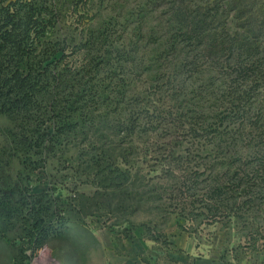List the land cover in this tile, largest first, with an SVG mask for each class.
<instances>
[{
    "label": "rangeland",
    "instance_id": "obj_1",
    "mask_svg": "<svg viewBox=\"0 0 264 264\" xmlns=\"http://www.w3.org/2000/svg\"><path fill=\"white\" fill-rule=\"evenodd\" d=\"M0 3L34 10L36 54L59 50L60 110L79 109L68 86L101 71L91 84L99 99L76 111L77 128L34 149L30 169L15 160L29 195L47 194L44 219L58 232L38 249L13 232L0 264H38L46 251L61 264L58 249L98 231L126 251L143 241L157 264H264V0ZM235 36L258 44L228 50Z\"/></svg>",
    "mask_w": 264,
    "mask_h": 264
},
{
    "label": "trees",
    "instance_id": "obj_2",
    "mask_svg": "<svg viewBox=\"0 0 264 264\" xmlns=\"http://www.w3.org/2000/svg\"><path fill=\"white\" fill-rule=\"evenodd\" d=\"M25 6L0 3V243L15 232L18 239L30 238L34 249H38L53 233V228L58 232L57 226L44 219L50 209L46 205L48 201H44L47 194L29 195L24 174L14 173L15 160L22 164L23 170L30 169L37 163V160L32 161L35 154L28 156L34 149L40 152L52 149L57 141L69 136L70 130L77 128L80 121L76 111L83 110V115L88 104L99 99L101 91L91 84L101 71L97 64L86 73L87 78L82 75L75 85L68 86L72 92L66 102L70 104L73 99L71 106L82 105L79 109L60 110L59 104L64 101L58 99L59 91L68 82L57 73L58 67L53 62L59 50L45 47L36 54L32 40L38 17L32 8L26 10ZM236 42L243 45L239 50L244 52L252 51L258 44L252 38L243 40L235 36L228 39V50H232ZM99 44L102 46L101 42ZM261 61H254L255 69L263 65ZM23 64L26 71L22 70ZM233 94L245 97L238 90ZM50 122L52 132L46 129ZM40 152L36 155L42 154ZM41 167L44 166H36ZM61 211L56 210L55 217L64 226Z\"/></svg>",
    "mask_w": 264,
    "mask_h": 264
},
{
    "label": "crops",
    "instance_id": "obj_3",
    "mask_svg": "<svg viewBox=\"0 0 264 264\" xmlns=\"http://www.w3.org/2000/svg\"><path fill=\"white\" fill-rule=\"evenodd\" d=\"M99 234L92 232L90 243L70 242L68 246L58 249V260L61 264H157L146 258L148 245L143 241L129 244L127 251L113 240L107 231ZM195 264H219L211 258L197 260Z\"/></svg>",
    "mask_w": 264,
    "mask_h": 264
},
{
    "label": "bare ground",
    "instance_id": "obj_4",
    "mask_svg": "<svg viewBox=\"0 0 264 264\" xmlns=\"http://www.w3.org/2000/svg\"><path fill=\"white\" fill-rule=\"evenodd\" d=\"M48 263H49V251H46L45 255H43V258H41L38 264H48Z\"/></svg>",
    "mask_w": 264,
    "mask_h": 264
}]
</instances>
